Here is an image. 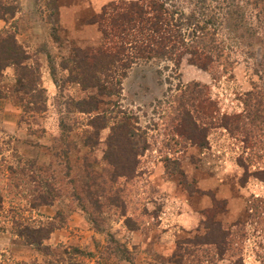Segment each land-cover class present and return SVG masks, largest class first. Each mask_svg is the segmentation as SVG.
<instances>
[{"label": "rangeland", "instance_id": "obj_1", "mask_svg": "<svg viewBox=\"0 0 264 264\" xmlns=\"http://www.w3.org/2000/svg\"><path fill=\"white\" fill-rule=\"evenodd\" d=\"M40 1L17 0L15 17L0 21V31L14 33L30 57L28 64L38 66L47 97L44 113L24 112L14 93L13 68L2 72L0 264H264V180L255 176L264 169V133L204 128L203 112L191 143L175 133L173 122L181 112L175 100L193 82L208 88L201 87L202 96L217 103L220 115L242 113L241 101L254 84L264 99V82L252 75L251 64L234 56L232 77L214 81L185 59L178 69L168 61L151 62L130 71L118 97L97 96L95 89L79 93L74 86L58 93L50 68L57 77L66 75L59 64L72 49L100 44V32L87 19L117 0H58L57 10L44 9ZM89 95L99 101L96 111L66 110L69 97ZM112 110L135 116L148 145L133 176L116 182L125 216L116 207L95 210L84 186L86 172L103 174L109 134V128L101 130L99 145L86 146L85 138L94 133L89 123ZM166 159L176 162L179 175L166 170ZM212 199L224 205L208 217ZM126 216L137 221V230L126 227ZM213 222L229 231L223 254L215 245L194 243ZM25 227L49 236L37 248L17 235Z\"/></svg>", "mask_w": 264, "mask_h": 264}, {"label": "trees", "instance_id": "obj_2", "mask_svg": "<svg viewBox=\"0 0 264 264\" xmlns=\"http://www.w3.org/2000/svg\"><path fill=\"white\" fill-rule=\"evenodd\" d=\"M57 1L40 2L46 10H57ZM18 12L17 0H0V21L6 23ZM87 22L100 32V44L72 49V56L59 64L60 72L66 75L57 77L55 68H50L58 93L74 86L79 93L95 89L97 96L118 97L123 81L134 67L168 61L178 69L183 59L188 65L210 73L212 80L217 81L224 76L232 77L237 63L234 56L238 55L251 64L252 75L264 82V0H117L103 5L97 13L89 16ZM29 59L14 33L0 31V78L7 67H12L14 93L24 112L41 114L47 110L46 91L40 84L38 66L28 64ZM201 87L208 89L193 82L184 87L185 92L175 100L181 110L176 111L173 120L177 135L195 143L200 129L198 119L203 112L208 121L204 128L222 127L229 132L242 131L245 136L252 135L256 129L264 133L263 93L255 84L252 91L244 94L242 113L232 115H220L217 103L204 98ZM98 104V99L92 95L78 100L69 97L64 103L69 112L73 109L86 114L96 111ZM136 124L135 116L120 110L96 114L89 123L94 133L85 138L86 146L96 148L99 132L109 128L103 152V174L97 175L92 171L85 174L89 179L84 185L85 192L95 210L116 207L124 216L127 215L122 187L116 182L133 176L139 155L148 147L146 140L142 139L144 133ZM239 165L245 168L242 161ZM166 170L180 174L176 162L169 159H166ZM255 176L264 180V169ZM240 184L244 185V180ZM184 190L188 194L194 193L188 187ZM223 205L224 201L212 199V207L205 210L206 215H215ZM90 221L98 228L94 217ZM125 225L129 230L139 227L137 221L129 216L125 218ZM206 229L207 233L194 243L215 245L223 254L229 231L216 222L207 224ZM17 232L29 245L37 248L49 236L48 231L41 234L42 230L26 227ZM110 240L117 246L111 237Z\"/></svg>", "mask_w": 264, "mask_h": 264}]
</instances>
